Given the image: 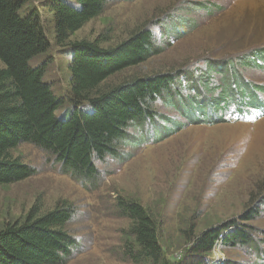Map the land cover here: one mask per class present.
<instances>
[{
    "label": "rangeland",
    "instance_id": "1",
    "mask_svg": "<svg viewBox=\"0 0 264 264\" xmlns=\"http://www.w3.org/2000/svg\"><path fill=\"white\" fill-rule=\"evenodd\" d=\"M36 5L43 22L49 24V14L33 1ZM144 23L153 31L156 52L116 72L105 86L169 72L176 75L171 93L164 95L166 102L177 95L184 102L197 95L214 97L215 104L184 107L180 100L176 106L157 100L155 124L129 128L117 155L95 163L98 175L93 182L63 171L51 154L35 145L20 144L12 155L35 172L0 186V225L23 217L35 202L44 211L65 199L76 209L68 224L76 244L64 264H133L123 253L129 221L115 207L118 197L135 199L152 213L171 260L185 249L183 233L191 224L197 234L240 221L243 211L255 206V217L246 225L264 252V115L239 119L237 109L230 108L222 112L223 120L213 121L215 112L206 110L214 105L227 107L228 102L218 103V94L221 89L229 93L231 85L240 81L250 83L246 89L264 94V57L255 58V64L244 60L249 51L264 56V0H108L104 11L71 39H100L101 47H113ZM58 51L53 47L28 65L37 67L46 60L43 82L51 86L55 97L65 99L67 56ZM227 59H236L237 66L231 67ZM199 105L203 110L197 109ZM72 108L65 102L55 115L66 117ZM77 109L90 111L86 103ZM213 257L223 258L221 264H264L261 255L221 242Z\"/></svg>",
    "mask_w": 264,
    "mask_h": 264
},
{
    "label": "trees",
    "instance_id": "2",
    "mask_svg": "<svg viewBox=\"0 0 264 264\" xmlns=\"http://www.w3.org/2000/svg\"><path fill=\"white\" fill-rule=\"evenodd\" d=\"M33 1L49 14V24L43 22ZM107 1L75 0L73 5L70 0H0V186L34 174L33 167L12 155L22 143L48 152L72 176L93 182L98 175L95 163L117 155L129 128L143 127L145 122L155 124L153 105L157 100L173 106L180 100L184 107L211 101L215 104L214 97L209 100L197 95L186 102L179 95L166 102L164 95L171 93L176 75L169 72L105 86L113 74L144 62L156 52L148 23L135 28L113 47H101L100 39H71L86 22L104 11ZM53 47L67 56L65 99L55 97L51 86L43 82L46 60L37 67L28 65L30 59ZM263 57L249 51L244 60L255 64V58ZM234 60H230L231 67L237 64ZM241 83L244 85L243 81L231 85L229 93L220 90L217 101L228 102L227 107L206 108L215 112L217 119L213 121L223 120L222 112L228 113L230 108L233 112L237 109L239 119L264 115V94L253 87L251 91L246 89L248 82L243 87ZM65 102L73 107L70 114L56 117V110ZM84 103L89 105V112L77 109ZM197 109L203 110L200 105ZM116 200L118 213L129 221L122 248L124 257L133 264H207L219 241L264 257L252 228L246 225L255 217V206L245 209L240 221L231 220L197 234L191 224L183 233L185 249L171 260L166 257L152 213L135 199ZM75 213V205L65 199L44 211L40 202H35L23 217L2 223L0 264H64L76 244L68 230Z\"/></svg>",
    "mask_w": 264,
    "mask_h": 264
},
{
    "label": "built area",
    "instance_id": "3",
    "mask_svg": "<svg viewBox=\"0 0 264 264\" xmlns=\"http://www.w3.org/2000/svg\"><path fill=\"white\" fill-rule=\"evenodd\" d=\"M219 242H217V244H219ZM216 244V245H217ZM216 245L214 247V249L212 250L211 255L208 257V262L207 264H221L222 262H224L223 258H219V257H213L214 253H215V249H216ZM73 250V249H72Z\"/></svg>",
    "mask_w": 264,
    "mask_h": 264
},
{
    "label": "bare ground",
    "instance_id": "4",
    "mask_svg": "<svg viewBox=\"0 0 264 264\" xmlns=\"http://www.w3.org/2000/svg\"><path fill=\"white\" fill-rule=\"evenodd\" d=\"M244 1V0H243ZM255 164H257V163H255ZM167 165V164H166ZM169 170V169H168ZM208 174V173H207ZM198 175V174H197ZM202 175V174H201ZM203 176H205V174L203 175ZM199 178V177H198ZM201 179V181H202V178H200ZM196 182V181H195ZM201 185V184H200ZM199 186V185H198Z\"/></svg>",
    "mask_w": 264,
    "mask_h": 264
}]
</instances>
